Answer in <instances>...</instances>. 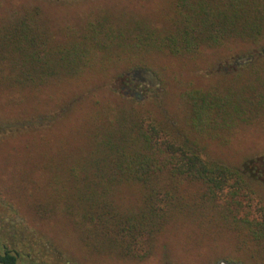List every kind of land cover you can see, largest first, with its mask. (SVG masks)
<instances>
[{"label":"trees","instance_id":"16d2710c","mask_svg":"<svg viewBox=\"0 0 264 264\" xmlns=\"http://www.w3.org/2000/svg\"><path fill=\"white\" fill-rule=\"evenodd\" d=\"M170 11L163 28L137 24L132 36L134 22L117 27L102 13L56 39L38 6L22 8L0 21V93L36 95L77 79L104 67L98 64L110 60L115 44L125 55L135 48L144 68L149 54L192 56L237 41L260 54L218 84L182 95L188 127L227 142L239 129L264 125V0H173ZM127 60L136 63L132 55ZM142 104L118 95L96 101L81 121L84 148L40 155L52 160L33 166L31 182L44 197L35 207L27 203L31 214L42 221L63 216L92 255L143 262L177 216L210 213L264 264V178L256 160L240 166L210 160L191 132L168 127ZM1 134L0 142L11 135ZM125 191L134 202H124ZM28 256L0 245V264Z\"/></svg>","mask_w":264,"mask_h":264},{"label":"rangeland","instance_id":"374dc122","mask_svg":"<svg viewBox=\"0 0 264 264\" xmlns=\"http://www.w3.org/2000/svg\"><path fill=\"white\" fill-rule=\"evenodd\" d=\"M172 2L0 0V21L12 18L22 8L38 6L55 38L64 39L69 31L105 13L102 18H111L117 27L124 28L128 20L134 22L132 36L137 24L163 28L170 18ZM116 46L108 50L110 60L98 64L104 67L86 70L77 79L50 86L36 95L0 93V135L11 134L0 142V245L29 255V260L21 264H256L247 249L240 248L236 234L221 228L210 213L203 217L177 216L160 234L152 256L143 262L92 255L63 216L42 221L31 214L27 203L35 207L44 197L38 193L42 188L37 190L31 182L33 166L52 160H41L40 155L48 150L72 155L77 148H84L87 141L82 132L86 127L82 129L81 121L86 113L94 111L96 101H109L116 95L142 102L144 110L168 127L191 132L189 136L198 140L203 155L210 160L231 166L256 160L254 166L263 171L260 176L264 178V125L239 129L227 142L201 138L188 127L182 100L187 91L216 85L225 74L251 63L253 60H245L258 56L259 49L236 41L202 49L192 56L149 54L143 68L137 64L135 48L125 55ZM131 55L136 63L127 65ZM121 197L125 203L136 199L134 193L126 191Z\"/></svg>","mask_w":264,"mask_h":264},{"label":"water","instance_id":"95a60500","mask_svg":"<svg viewBox=\"0 0 264 264\" xmlns=\"http://www.w3.org/2000/svg\"><path fill=\"white\" fill-rule=\"evenodd\" d=\"M252 59L251 58H247L245 61H251Z\"/></svg>","mask_w":264,"mask_h":264}]
</instances>
